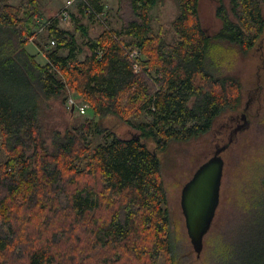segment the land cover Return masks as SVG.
<instances>
[{"label":"trees","instance_id":"trees-1","mask_svg":"<svg viewBox=\"0 0 264 264\" xmlns=\"http://www.w3.org/2000/svg\"><path fill=\"white\" fill-rule=\"evenodd\" d=\"M215 1L221 27L210 34L201 0H177L176 18L157 29L152 9L162 0H118L119 28L87 38L89 54L80 58L79 37L58 18L40 26L42 0H0V264H180L160 154L241 106V78L210 62L214 40L245 55L264 37V0ZM135 48L140 56L131 59ZM70 91L93 117L54 129L49 142L41 105H65ZM108 116L137 135L103 128ZM242 257L264 264V229Z\"/></svg>","mask_w":264,"mask_h":264},{"label":"rangeland","instance_id":"rangeland-1","mask_svg":"<svg viewBox=\"0 0 264 264\" xmlns=\"http://www.w3.org/2000/svg\"><path fill=\"white\" fill-rule=\"evenodd\" d=\"M8 1L19 4L24 0ZM89 1L105 3L109 13L104 22L90 17L89 12L84 13L86 8L80 3L70 9L73 19H61L66 0H42L40 26L53 17H59L60 26L71 29L79 37L80 58L89 54L85 44L87 38L97 36L105 28H119L120 25L115 15L118 0ZM162 1L152 9V13L159 17L155 21L156 29L160 23L170 24L178 15L177 0ZM215 6V0L200 2L202 22L210 34L221 27ZM78 26L86 27L88 34L82 37ZM44 32L40 31L39 34ZM27 49L36 53L41 63L46 62L34 42H30ZM210 57V62L222 61L226 64L222 72H233L241 78L242 103L238 109L219 116L210 131L187 142L172 143L166 152L160 154L161 174L167 194L164 207L169 212L171 240L180 264H245L248 257L243 258L242 253L256 246L258 233L264 229V222H258L264 219V187L260 183L264 178V37L245 55L230 43L214 40ZM210 67L217 69L213 63H210ZM77 101L82 100L78 98ZM90 112L91 109L86 115H80L77 110L70 112L67 101L63 105L58 99H50L42 103L39 118L51 142L54 129L65 130L71 128L72 124L79 125L88 116L93 117L89 115ZM99 124L124 138L137 135L135 129L116 116L103 118ZM217 154L225 161L221 199L213 226L206 233L203 249L198 256L187 231L181 192L195 170Z\"/></svg>","mask_w":264,"mask_h":264},{"label":"water","instance_id":"water-1","mask_svg":"<svg viewBox=\"0 0 264 264\" xmlns=\"http://www.w3.org/2000/svg\"><path fill=\"white\" fill-rule=\"evenodd\" d=\"M224 166L225 161L219 154L207 159L182 188V210L189 237L198 256L220 204Z\"/></svg>","mask_w":264,"mask_h":264},{"label":"built area","instance_id":"built-area-1","mask_svg":"<svg viewBox=\"0 0 264 264\" xmlns=\"http://www.w3.org/2000/svg\"><path fill=\"white\" fill-rule=\"evenodd\" d=\"M77 3L86 4L88 7L86 8V12H89V14L92 15V13H95V16L99 21L104 22V18L106 19L108 17V14L106 13V10L98 11L97 8L89 1V0H66V4L64 8L61 10V19H68L71 20V12L70 9L75 6ZM85 6V5H84ZM58 18L59 17H54ZM43 28H41L42 30ZM55 44V41H51V47ZM129 56L131 59H137L140 56V52L138 49H133L129 52ZM134 68L136 71L140 69L139 63L135 62ZM67 107L71 109H75L79 112L80 115H86L89 110L91 109V105L87 102L77 101L76 97H74L72 94L68 97L67 100Z\"/></svg>","mask_w":264,"mask_h":264},{"label":"bare ground","instance_id":"bare-ground-1","mask_svg":"<svg viewBox=\"0 0 264 264\" xmlns=\"http://www.w3.org/2000/svg\"><path fill=\"white\" fill-rule=\"evenodd\" d=\"M70 92H71V91H70ZM70 92H69V93H70ZM70 95H71V94H69V95H68V97H69ZM72 95L75 97V95H74V94H72ZM76 99H77V98H76ZM67 100H68V98H67ZM72 110H75V109H72ZM211 227H212V226H211Z\"/></svg>","mask_w":264,"mask_h":264}]
</instances>
